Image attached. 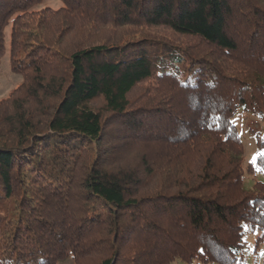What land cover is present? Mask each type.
<instances>
[{
	"label": "trees",
	"instance_id": "trees-1",
	"mask_svg": "<svg viewBox=\"0 0 264 264\" xmlns=\"http://www.w3.org/2000/svg\"><path fill=\"white\" fill-rule=\"evenodd\" d=\"M43 2L0 0L24 76L0 101V264H237L264 239L232 122L264 121V0Z\"/></svg>",
	"mask_w": 264,
	"mask_h": 264
},
{
	"label": "rangeland",
	"instance_id": "rangeland-1",
	"mask_svg": "<svg viewBox=\"0 0 264 264\" xmlns=\"http://www.w3.org/2000/svg\"><path fill=\"white\" fill-rule=\"evenodd\" d=\"M61 7V0H44L38 9H60ZM81 21L82 20H79V23ZM11 29L12 25H10L7 29V50L5 55L0 60V101L8 99L11 96V93L24 82V76L15 72L12 67L9 50ZM164 33H166V31ZM160 34H163V32H158V35ZM128 35H131V33L129 32ZM80 36L81 35H79V37ZM55 67L51 66V70L49 69L51 74H54ZM141 89L143 90V88ZM141 89L136 90L131 98H135L139 95L141 93ZM96 104L97 105L95 106H98V102ZM232 122L237 128L243 143L245 184L249 190H252L256 183H264V121L259 116L239 112L235 118H233ZM259 142H263V144H260ZM261 236L262 233L258 231H251L246 234V251L244 257L237 264H264V239L257 244V241ZM60 264H73V260L70 258ZM172 264L188 263L176 261ZM192 264L200 263L193 262Z\"/></svg>",
	"mask_w": 264,
	"mask_h": 264
}]
</instances>
